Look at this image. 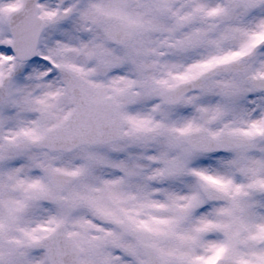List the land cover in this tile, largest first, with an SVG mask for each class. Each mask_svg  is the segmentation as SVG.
Segmentation results:
<instances>
[{"label": "snow or ice", "instance_id": "1", "mask_svg": "<svg viewBox=\"0 0 264 264\" xmlns=\"http://www.w3.org/2000/svg\"><path fill=\"white\" fill-rule=\"evenodd\" d=\"M0 264H264V0H0Z\"/></svg>", "mask_w": 264, "mask_h": 264}]
</instances>
